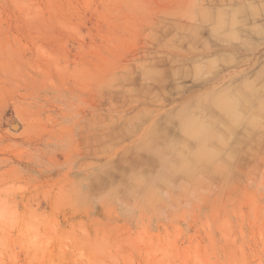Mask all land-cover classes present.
I'll use <instances>...</instances> for the list:
<instances>
[{
	"label": "rangeland",
	"instance_id": "obj_1",
	"mask_svg": "<svg viewBox=\"0 0 264 264\" xmlns=\"http://www.w3.org/2000/svg\"><path fill=\"white\" fill-rule=\"evenodd\" d=\"M0 264H264V0H0Z\"/></svg>",
	"mask_w": 264,
	"mask_h": 264
},
{
	"label": "crops",
	"instance_id": "obj_2",
	"mask_svg": "<svg viewBox=\"0 0 264 264\" xmlns=\"http://www.w3.org/2000/svg\"><path fill=\"white\" fill-rule=\"evenodd\" d=\"M205 93H207V92H204L203 95H204ZM205 95H207V94H205ZM205 95H204V96H205ZM190 97H191V95H188V96H186L184 99H187V98L189 99ZM197 137H199V134H197Z\"/></svg>",
	"mask_w": 264,
	"mask_h": 264
}]
</instances>
